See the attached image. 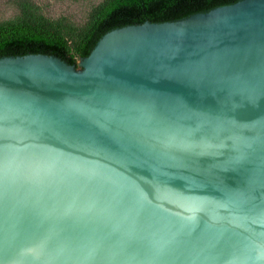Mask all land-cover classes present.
<instances>
[{
	"label": "water",
	"instance_id": "water-1",
	"mask_svg": "<svg viewBox=\"0 0 264 264\" xmlns=\"http://www.w3.org/2000/svg\"><path fill=\"white\" fill-rule=\"evenodd\" d=\"M0 264H264V0L0 58Z\"/></svg>",
	"mask_w": 264,
	"mask_h": 264
},
{
	"label": "trees",
	"instance_id": "trees-1",
	"mask_svg": "<svg viewBox=\"0 0 264 264\" xmlns=\"http://www.w3.org/2000/svg\"><path fill=\"white\" fill-rule=\"evenodd\" d=\"M240 0H103L86 18L75 23L67 17L50 19L39 8L22 0L21 14L0 22V58L46 54L76 65L88 57L97 42L116 28L171 22L205 13Z\"/></svg>",
	"mask_w": 264,
	"mask_h": 264
},
{
	"label": "rangeland",
	"instance_id": "rangeland-1",
	"mask_svg": "<svg viewBox=\"0 0 264 264\" xmlns=\"http://www.w3.org/2000/svg\"><path fill=\"white\" fill-rule=\"evenodd\" d=\"M22 0H0V22L16 18L21 14L18 6ZM103 0H30L46 18L67 17L75 23H81L93 6ZM80 58L77 59V64Z\"/></svg>",
	"mask_w": 264,
	"mask_h": 264
}]
</instances>
